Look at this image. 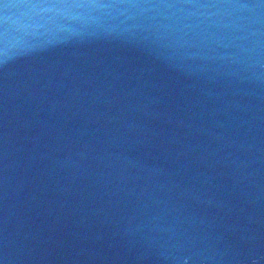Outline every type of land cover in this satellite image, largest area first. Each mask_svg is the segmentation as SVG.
<instances>
[{
    "label": "water",
    "instance_id": "water-1",
    "mask_svg": "<svg viewBox=\"0 0 264 264\" xmlns=\"http://www.w3.org/2000/svg\"><path fill=\"white\" fill-rule=\"evenodd\" d=\"M0 264H264V0H0Z\"/></svg>",
    "mask_w": 264,
    "mask_h": 264
}]
</instances>
